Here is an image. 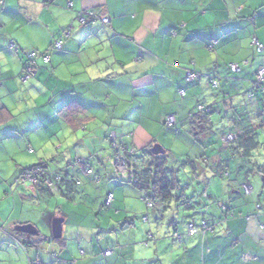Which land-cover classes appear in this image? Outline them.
Returning <instances> with one entry per match:
<instances>
[{"label": "crops", "instance_id": "0c3cea01", "mask_svg": "<svg viewBox=\"0 0 264 264\" xmlns=\"http://www.w3.org/2000/svg\"><path fill=\"white\" fill-rule=\"evenodd\" d=\"M4 4L0 144L12 147L10 175L0 182L6 193L0 201L6 203L0 207V264H264V210L257 208L264 205L261 174L237 172L228 186L215 183V195L207 187L202 194L209 217L181 227L169 220L166 228L167 213L147 208L129 175H118L110 140L132 145L138 152L158 145L171 157L174 153L184 160L203 157L202 163L208 160L206 164L221 167L228 156L224 135L216 133L212 150H205L189 124L198 115L199 104L214 107L211 121L217 131L230 116L246 124L245 109L250 114L257 111L247 94L255 88V71L264 66V53L254 52L252 46L254 38L264 46V0H4ZM84 12L99 19L83 26L78 18ZM105 18L109 25L102 23ZM56 40H63V50L51 53L50 64L38 60L36 76L24 83L20 78L27 53H43ZM232 64L242 68L238 75L230 74ZM191 73L193 79L188 78ZM216 77L221 79L220 90L211 86ZM169 116L176 118L172 130L164 126ZM203 140L206 144L211 138ZM14 155L22 156L17 164L12 162ZM29 155L61 177L49 190L15 182L21 170L30 167L24 159ZM78 160H86L99 180ZM71 161L74 167L64 176L60 170L66 172V162ZM249 184L247 198L242 188ZM109 194L115 200L107 208ZM218 196L225 203L213 205ZM140 216L147 221L143 217L139 224ZM52 218L64 220L61 239L52 236ZM203 220L209 231L190 236L189 225L200 227ZM27 225L39 234L17 230ZM101 231L111 235L106 243Z\"/></svg>", "mask_w": 264, "mask_h": 264}, {"label": "trees", "instance_id": "16d2710c", "mask_svg": "<svg viewBox=\"0 0 264 264\" xmlns=\"http://www.w3.org/2000/svg\"><path fill=\"white\" fill-rule=\"evenodd\" d=\"M99 17L90 18L89 21L86 23L89 25V22L98 20ZM103 23V19H102ZM85 25V26H87ZM106 25V24H105ZM259 41V40H258ZM260 43V41H259ZM261 44V43H260ZM262 45V44H261ZM263 46V45H262ZM254 52L256 51L255 47ZM62 51V50H60ZM19 52V51H18ZM264 53V46H263V53ZM26 55V54H25ZM51 60V59H50ZM41 61V60H40ZM43 62V61H42ZM46 64V63H45ZM50 64V63H49ZM238 65V64H232ZM231 65V66H232ZM231 66H229L230 74L238 75L242 68L239 66L240 70L238 73L231 72ZM264 66L259 67L255 71V83L254 89L251 90L247 94V100L250 104L256 105V112L249 113L246 112L245 109V116L248 118V122L245 124L244 119H241L239 123L243 125L238 126V120L235 118L233 119L231 116L229 118V123L224 125L220 130H215L214 124H212L211 117L214 114V107L206 106L208 111H199L197 107V116H194L192 119L193 121L189 124L191 126V134L194 136L195 140L202 145V148L205 150L211 148L212 145L215 144V140L213 137H216V133L224 135L223 142L225 143V147L228 153L227 159H224L221 167L214 168L212 165L206 164L209 161L205 160L206 163H202L203 157L198 161L197 159H190L180 162V165L176 168L168 166V153L165 152L163 155H154L152 154V149H141V153L144 155H140V152L136 150V148L132 145H124L123 143L119 142V140L110 137L111 140V149L114 152V160L120 157L124 163L127 165V169L129 170L132 177L130 178V183L133 184L136 188H138L141 193L144 195V199H148L154 202V207L156 204H160L161 207L167 210V207L170 203L176 202L180 206H185L188 209H191V204H189L190 199L185 195L184 191L185 188L188 186L182 187L180 173L183 169L189 168L191 172L198 176L205 172L203 171V165L210 167V169L214 172V176H220L222 178H229L230 180L233 178L232 171L234 169L235 178L237 176V172L244 173L246 176L250 174H261L264 180V153L262 154L261 148H264V143L261 142L260 138H264V79L262 81L259 80V71L263 69ZM244 69V68H243ZM218 82V86H213V81ZM221 79L219 77L211 79V86L213 89L220 90ZM202 105V104H199ZM198 105V106H199ZM251 115V116H250ZM168 118V117H167ZM166 118V119H167ZM251 118V119H250ZM250 119V120H249ZM233 120L231 123L230 121ZM166 122V120H165ZM229 125V126H228ZM164 126L168 129H173L176 127H169L164 124ZM206 138L207 140L211 138V140L203 143V139ZM227 138H231V140L227 141ZM116 144L118 149L113 148V145ZM31 151V150H30ZM31 153V152H30ZM33 153V151H32ZM31 153V154H32ZM141 156V157H140ZM146 156H148L146 158ZM205 158V157H204ZM81 167H85L86 171L90 168L88 167L86 160H79ZM225 165V166H224ZM47 164L40 162L34 166L25 168L21 170L18 179H20L21 183L24 182V177L28 173H32L37 171L38 168L42 170V174L38 176V183L37 185L44 186L48 190L50 187H47V182H51L55 185V182L59 181L61 177H58L55 174L50 173L47 170ZM96 177L95 175H93ZM30 183V182H28ZM36 186V185H35ZM249 185H244L242 188V193H244V188L249 187ZM251 187V186H250ZM245 197H249L250 195H246ZM153 207V208H154ZM260 207L258 210H264L263 204H258ZM257 207V208H258ZM226 212V209H223ZM192 225V224H191ZM198 230H203L205 228L206 232L209 231L210 227L208 223L203 220L200 227H197L195 223L193 224ZM20 232V231H19ZM21 233V232H20Z\"/></svg>", "mask_w": 264, "mask_h": 264}, {"label": "rangeland", "instance_id": "374dc122", "mask_svg": "<svg viewBox=\"0 0 264 264\" xmlns=\"http://www.w3.org/2000/svg\"><path fill=\"white\" fill-rule=\"evenodd\" d=\"M171 130V129H170ZM5 136V135H4ZM32 136H36V133L35 134H32ZM14 137L16 138V134L14 133ZM261 142L264 143V138L261 137L260 138ZM6 141V139H5ZM7 142V141H6ZM21 143V141L18 142V144ZM1 147H0V182H2V178H5L7 179L10 175V171L8 170V167H9V164L11 163V157L9 156L11 154V145L10 144H7V143H2L0 144ZM53 145V143H51V146ZM60 146V143L59 144H56V147H59ZM64 146V149H67V144H63ZM74 148V147H72ZM176 148V147H174ZM262 154L264 153V148H261L260 149ZM27 152V151H26ZM36 152V151H35ZM170 151H168V161H169V164L168 166L170 167H173V168H176L177 166L180 165V161H185L184 158H182V155H178L177 157H175V153L173 154V156L171 157ZM212 152L209 153V155H211ZM37 155V154H36ZM36 155H34L36 157ZM140 155H144V153H141L140 152ZM208 155V154H207ZM15 156V155H14ZM140 156V157H141ZM16 158H13L12 159V162L15 160L16 164L19 163L20 161V158L22 159V156L20 155H16L15 156ZM33 156L29 155V157H26L24 159H26V161L29 163L27 166H34L38 163V160H33L32 161V158ZM148 156H146L147 158ZM34 158V157H33ZM209 158V157H208ZM76 158H74L73 160H75ZM148 159V158H147ZM49 165L53 163V160H49ZM55 162V161H54ZM16 164H14L13 166H16ZM96 165H98L97 163H95ZM66 172L63 170H60L63 175L65 174H68L67 170L71 169L72 167H74L73 165V162H66ZM203 167V173L200 174L199 172V175L198 176H195L192 172H191V169L190 167L189 168H186V169H183L180 173V179H181V185L182 187H185V186H188L187 188H185L184 193L185 195H187V197L190 199L189 201V204H191V209H188L187 207L185 206H180L178 205L175 201L170 203L169 206L167 207V210L164 209V208H160L161 205L160 204H156L155 205V208L154 209H157L159 211H162V215H165L167 213V216L166 218H168V222H167V225H166V228H168V225L169 223H171L172 220H175L176 223H178V225H181L183 223H189L191 221V223L194 221V220H201L203 219V215H208L209 217V214L207 212V206H208V202L207 201H204L203 198H204V195L202 194L203 193V190L208 189V191L210 193H212L213 195H215V192L217 191V187L215 186V183H221V184H224V186H228L229 184V178H226L225 181H223V179H221L220 177H216L214 176V172L212 170H210V167H206V166H202ZM15 168V167H14ZM57 170V169H56ZM232 176H233V179L235 178V175H234V169L232 170ZM72 172H74L72 170ZM99 173H102L101 170L98 171ZM185 172H187L185 175ZM64 175V176H65ZM96 176V175H95ZM188 176V179H185L184 177ZM15 182H19L20 179H18V176L15 178ZM7 183V182H6ZM23 184V183H22ZM25 184H30V183H24L23 185ZM100 190H101V187L99 186ZM97 191V194L99 195V189H96ZM94 191V192H96ZM0 193H3V194H0V201L3 200V198L5 197V191H3V189L1 190V187H0ZM143 197V195H142ZM220 196L217 197L216 202L213 203V205H217L218 202H222V203H225V198L224 200H220L218 199ZM94 202V200H93ZM6 203H0V207H3L5 206ZM146 205V203H145ZM152 209V210H154ZM115 210H113V213ZM110 212V209L109 210H106L104 214H107ZM147 215V214H146ZM144 215V216H146ZM144 216H140L137 218V222H139V224H142V221H141V218H143ZM160 216V215H159ZM170 216V217H169ZM172 216V218H171ZM171 220V221H169ZM88 229H92L93 227H86ZM164 228V230L166 229ZM97 234L99 233V228L98 230L96 231ZM102 233H105V235L101 234L100 237L104 239V243H106V241L108 240V238L111 236L109 234H107V231H101ZM172 232L174 233V231L172 230Z\"/></svg>", "mask_w": 264, "mask_h": 264}, {"label": "built area", "instance_id": "2783aa9c", "mask_svg": "<svg viewBox=\"0 0 264 264\" xmlns=\"http://www.w3.org/2000/svg\"><path fill=\"white\" fill-rule=\"evenodd\" d=\"M5 4H4V0H0V8L3 7ZM73 7V4L72 3H69L68 5V8H72ZM90 18H95V15L93 12H84V13H81L79 15V23L83 26L87 25L86 23L89 21ZM109 19L105 18L103 19V23L106 24V25H109ZM63 40H56L55 43L50 46L48 48L47 51L43 52V53H39V52H35V51H31V53H27L26 55V59H25V63H24V66L21 70V80L26 83L30 80H32L35 76H36V72H37V64H38V60H41L43 61V63H46V64H49L51 63V53L55 52V51H60V50H63ZM252 46L255 47L256 51H258L259 53H263V46L259 43V41L254 38L253 39V42H252ZM11 48L12 50H14L15 52H18L19 50H17V48L15 47L14 44L11 45ZM240 70L239 66L238 65H232L231 66V72L233 73H238ZM259 75V80L262 81L264 79V68L261 69L258 73ZM193 77H195V75L193 73H191L188 78L190 79H193ZM213 86L214 87H217L218 86V82L215 80L213 81ZM185 91H181V96L184 97L185 96ZM198 110L203 112V111H208L206 109V107L204 105H199L198 106ZM176 124V118L174 116H169L167 119H166V122H165V125L166 126H169V127H174ZM227 141L231 140V138H227L226 139ZM113 148L115 149H118L117 148V145L114 144L113 145ZM32 153V151H30ZM77 163L79 164L80 161L78 160ZM114 163H115V166H116V169H117V173L118 175H121V173L123 174H127L129 175V178L132 177V174H130L129 170L127 169V165L126 163H124V161L118 157L116 160H114ZM121 172V173H120ZM87 173L89 175H94L93 171L91 169H89L87 171ZM42 174V170L40 168L37 169V171L35 172H32V173H28L27 175H25L24 177V182L27 181V182H30L31 184L33 185H37V183L39 182L38 181V176ZM125 176V175H123ZM97 179V181L99 180V178L96 176L95 177V180ZM47 187L49 188H52L54 185L51 183V182H47ZM244 193L248 196L251 194V187H245L244 188ZM107 201H106V207L109 208L112 206L113 202H114V198H113V195L112 194H109L108 197L106 198ZM145 202H146V205H147V208L151 209L154 207V202L153 201H150L148 199H144ZM260 207H258L259 209ZM143 221H147V217H144ZM189 234L190 236L192 235H197V234H204L206 233V230L205 228L203 227V230H198L193 224L192 225H189ZM107 256L111 255L110 252H107L106 253Z\"/></svg>", "mask_w": 264, "mask_h": 264}, {"label": "water", "instance_id": "95a60500", "mask_svg": "<svg viewBox=\"0 0 264 264\" xmlns=\"http://www.w3.org/2000/svg\"><path fill=\"white\" fill-rule=\"evenodd\" d=\"M152 154L154 155H163L165 154V151L158 145H155L152 149ZM63 219L55 218L53 220L52 225H53V231H52V236L54 239H61L62 238V231H63ZM18 231L26 234V235H38L39 232L35 230V228L31 225L27 226H20L17 228Z\"/></svg>", "mask_w": 264, "mask_h": 264}, {"label": "snow or ice", "instance_id": "6c2138e0", "mask_svg": "<svg viewBox=\"0 0 264 264\" xmlns=\"http://www.w3.org/2000/svg\"><path fill=\"white\" fill-rule=\"evenodd\" d=\"M53 220H55V218H52V220H50V221H49V223H52V222H53Z\"/></svg>", "mask_w": 264, "mask_h": 264}]
</instances>
